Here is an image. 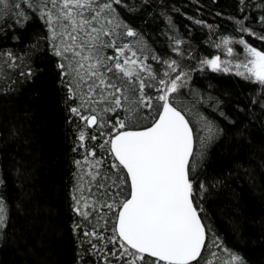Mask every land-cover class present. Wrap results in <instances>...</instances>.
Returning a JSON list of instances; mask_svg holds the SVG:
<instances>
[{
	"label": "trees",
	"instance_id": "obj_1",
	"mask_svg": "<svg viewBox=\"0 0 264 264\" xmlns=\"http://www.w3.org/2000/svg\"><path fill=\"white\" fill-rule=\"evenodd\" d=\"M125 3L127 7L119 6L120 15L138 33L137 46L149 55L152 68L162 75L165 61L176 60L189 72L184 95L176 103L185 107L195 129L194 188L202 182L207 189L198 198L201 216L246 264H264V108L253 103L264 97V87L233 71L212 72L200 65L202 59L221 56L224 37L243 38L264 50V41L238 31V21L246 16L244 23L264 34L258 22L264 5L261 0ZM45 35L37 19L23 29L0 31V196L8 209L7 226L0 229V264H99L91 255L80 259L87 245H80L82 236L74 228L82 218L73 210L72 196L74 173L79 171L74 160L85 154L77 147L76 128L83 122L69 111L73 101L66 100L58 58L42 39ZM177 40L180 55L174 50ZM87 131L98 134L96 129ZM106 138L85 142L105 165L113 157L107 145H97ZM113 215L109 213L108 236Z\"/></svg>",
	"mask_w": 264,
	"mask_h": 264
},
{
	"label": "snow or ice",
	"instance_id": "obj_2",
	"mask_svg": "<svg viewBox=\"0 0 264 264\" xmlns=\"http://www.w3.org/2000/svg\"><path fill=\"white\" fill-rule=\"evenodd\" d=\"M119 6L127 7L125 0H0V31L23 29L34 19L42 22V39L58 58L66 100L73 101L69 111L83 122L76 131L77 147L85 154L74 160L79 171L74 173L72 196L73 210L82 218L74 228L82 236L80 245H87L80 259L87 254L98 257L99 264H113L109 256L123 264H246L213 234L198 207L200 190L207 189L202 182L194 188L195 129L185 107L176 103L184 95L181 89L188 84L189 72L176 60L165 61L162 75L154 70ZM245 20L238 21V31L264 41V34L257 35ZM258 22L264 25V14ZM180 43L177 40L174 49L178 55ZM233 44L242 46V60L215 55L200 60L201 70H234L264 87V50L243 38L224 37L226 57L236 55ZM151 59L159 62L155 55ZM253 103L264 108V97ZM204 127L214 135L210 122ZM105 128L111 131L105 133ZM105 135L108 138L97 146H108L113 160L107 165L85 143ZM109 213L114 214L110 236L105 235ZM7 221L8 209L0 196V229Z\"/></svg>",
	"mask_w": 264,
	"mask_h": 264
},
{
	"label": "rangeland",
	"instance_id": "obj_3",
	"mask_svg": "<svg viewBox=\"0 0 264 264\" xmlns=\"http://www.w3.org/2000/svg\"><path fill=\"white\" fill-rule=\"evenodd\" d=\"M231 46L234 47V49L236 50V55L234 57H226L225 54H224V50H223V52L221 54V59L222 60L223 59H232L234 61L237 60V59H241L242 60L244 58L242 46H240L238 44H233ZM237 46H239V47H237ZM233 72H235V71L233 70Z\"/></svg>",
	"mask_w": 264,
	"mask_h": 264
},
{
	"label": "water",
	"instance_id": "obj_4",
	"mask_svg": "<svg viewBox=\"0 0 264 264\" xmlns=\"http://www.w3.org/2000/svg\"><path fill=\"white\" fill-rule=\"evenodd\" d=\"M137 130H142V128L141 129H137Z\"/></svg>",
	"mask_w": 264,
	"mask_h": 264
}]
</instances>
